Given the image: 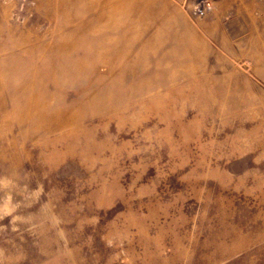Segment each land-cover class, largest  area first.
Masks as SVG:
<instances>
[{
	"label": "rangeland",
	"instance_id": "374dc122",
	"mask_svg": "<svg viewBox=\"0 0 264 264\" xmlns=\"http://www.w3.org/2000/svg\"><path fill=\"white\" fill-rule=\"evenodd\" d=\"M0 0V264H264V0Z\"/></svg>",
	"mask_w": 264,
	"mask_h": 264
},
{
	"label": "built area",
	"instance_id": "2783aa9c",
	"mask_svg": "<svg viewBox=\"0 0 264 264\" xmlns=\"http://www.w3.org/2000/svg\"><path fill=\"white\" fill-rule=\"evenodd\" d=\"M191 11L197 15H205L214 8V2L212 0H197L190 5Z\"/></svg>",
	"mask_w": 264,
	"mask_h": 264
}]
</instances>
